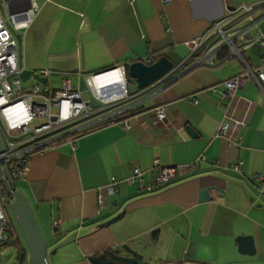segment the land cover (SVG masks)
<instances>
[{
  "label": "crops",
  "instance_id": "obj_1",
  "mask_svg": "<svg viewBox=\"0 0 264 264\" xmlns=\"http://www.w3.org/2000/svg\"><path fill=\"white\" fill-rule=\"evenodd\" d=\"M34 1L37 9L20 38L22 66L48 70L40 83L48 85L46 94L63 77L78 89L83 71L145 62L149 54L173 64L141 89L130 81L127 99L97 106L104 113L117 111V122L101 121L28 155L26 172L16 178L20 186L14 185L26 196L50 264H90L88 256L119 252L124 245L142 264H264V93L251 80L236 88L232 112L247 113L243 124L230 127L227 139L216 132L223 109L210 86L220 88L241 64L235 58L205 60L185 71L194 62L185 42L226 12L229 30L244 26L247 18L234 9L253 0ZM253 15L256 25L250 30L264 29V2ZM205 35L197 54L218 40L211 30ZM243 54L256 64L264 46L247 45ZM159 105L166 115L154 122L153 108ZM238 137L239 144L231 141ZM153 158L176 167L163 185L149 192L135 183H122L113 193L104 188L110 178L128 175L134 163L150 180L156 173ZM235 158L242 161L241 174L226 168ZM254 173L263 176L262 186L251 178ZM239 235L252 237L253 253L238 250ZM19 244L27 264L26 248Z\"/></svg>",
  "mask_w": 264,
  "mask_h": 264
},
{
  "label": "built area",
  "instance_id": "obj_2",
  "mask_svg": "<svg viewBox=\"0 0 264 264\" xmlns=\"http://www.w3.org/2000/svg\"><path fill=\"white\" fill-rule=\"evenodd\" d=\"M263 2L264 0H253L237 5L234 13L244 15L248 21L244 26L234 30H229L228 27L231 15L229 12L211 20L205 30L216 33L218 40L201 53L197 54L204 42L206 31L185 42L189 55L194 57L193 63L196 65L205 60L220 63L229 58H235L241 64L239 72L220 81V88L216 89V86H210L215 92L217 103L223 109L222 120L219 122L216 132L227 139H229L230 127L243 124L247 113V109H244L240 116L235 117L232 112L231 103H233L236 88L240 87L243 82L251 80L264 93V55L260 56L256 64H251L243 54V48L247 45H254L258 48L264 46V29L255 27L254 31L250 30L251 26L256 25L253 15L254 8ZM36 9L37 5L34 0H0V140L2 143L0 151V241L10 238L23 242L16 222L8 212L7 204L10 200L9 181L13 182L14 179L24 175L27 170L28 155L33 151L50 146L55 140L66 134L75 133L99 123L104 118H110L109 122L111 123L117 122L113 116L117 111L104 113L102 109L93 106L88 97L84 98L81 91L73 88L66 77L61 79L60 86L52 94H46L48 90L46 83L42 85L35 83L27 89L21 87L17 73L23 67L22 48L21 41L19 43L14 34L18 32L21 38V33ZM154 59L155 55L149 54L145 63H150ZM111 69L121 71L124 86L117 87V91L122 90V92L115 93L107 99L95 95L92 91L91 78L98 72L84 76L86 86L100 101V105L116 102L123 97L128 98L125 66L123 64L112 65L99 73ZM38 71L43 75L48 72L45 68ZM113 90L116 91V87ZM187 97L191 102H195V98ZM52 107H55V110H52ZM153 112L154 122L163 120L166 115L162 105L155 106ZM35 116H42L45 119L30 126L29 122ZM121 122L125 128L128 126L124 119H121ZM231 141L239 144L240 139L238 137L237 140ZM200 157L201 155L191 161L187 167L194 168ZM152 168L156 169L155 175L150 180H144L142 170L134 163L128 175L120 179L110 178L104 188L107 192L113 193L122 183H135L140 190L149 192L170 180L175 174L176 167L160 164L157 158H153ZM226 168L241 174L242 161L236 158L231 159ZM251 178L257 184L263 185L261 174L254 173ZM101 203V197L97 193L96 206L100 207ZM51 224L53 228L58 226L57 217L52 218ZM165 264L206 263L182 261Z\"/></svg>",
  "mask_w": 264,
  "mask_h": 264
},
{
  "label": "water",
  "instance_id": "obj_3",
  "mask_svg": "<svg viewBox=\"0 0 264 264\" xmlns=\"http://www.w3.org/2000/svg\"><path fill=\"white\" fill-rule=\"evenodd\" d=\"M89 15L90 12H88L87 17H89ZM14 35L16 40L20 43V34L15 32ZM195 65L196 64L194 63L191 64L185 71L194 67ZM125 67L128 77L132 79L133 82H135L137 88L141 89L168 73L173 68V64L166 56L159 55L150 63H145L142 60H132L127 63ZM50 70V74L54 73L52 72L53 68H50ZM72 72L75 73V70H72ZM184 72L174 76L171 80H169L168 83L176 79ZM87 73L88 71L81 72L78 78L77 88L79 91L86 93L89 102L93 106H99L100 101L93 96L92 92L85 84L83 74ZM17 76L19 77L20 81H25L31 77L37 83L45 82L47 79V75L41 74L36 68L22 67L18 71ZM1 150L2 143L0 140V151ZM9 190V207L21 234L22 240L26 246L27 264H50L45 251L43 236L37 225L25 194L21 191V189L16 188L11 181H9ZM112 220L113 219L111 218L104 224L109 223ZM236 241L239 251L253 253L254 244L250 235H239L236 237ZM87 259L90 264H142V260L137 259L135 252L125 245L123 246L122 251H111L108 253V255L99 254L97 256H88Z\"/></svg>",
  "mask_w": 264,
  "mask_h": 264
},
{
  "label": "rangeland",
  "instance_id": "obj_4",
  "mask_svg": "<svg viewBox=\"0 0 264 264\" xmlns=\"http://www.w3.org/2000/svg\"><path fill=\"white\" fill-rule=\"evenodd\" d=\"M32 81H33L32 78H28L25 81H20V85H21L22 88L27 89L30 86H32V85H30V83ZM130 81H132V79H127L126 80V88H127V90L129 89ZM82 96H84V95H82ZM124 99L125 98L123 97V99H120V100H124ZM111 103H113V102H110L108 104H111ZM51 109L55 110V107H52ZM44 119L45 118L42 117V116H35L29 122V125L32 126V125L38 124V123L42 122ZM13 182H14V184L16 186H18V185L20 186V183L18 182L17 179H14ZM7 209H8V212L12 215L10 207H9V204H7ZM12 217H13V215H12ZM19 243H22L25 246L24 241L23 242L19 241ZM19 243H18V240L17 241H15V240H5V241L3 240V241H0V264H22V263H19L20 256H21V247H22ZM25 248H26V246H25ZM49 256L51 258V255H49ZM50 258L48 257V260H49L50 263H52V261H50Z\"/></svg>",
  "mask_w": 264,
  "mask_h": 264
},
{
  "label": "bare ground",
  "instance_id": "obj_5",
  "mask_svg": "<svg viewBox=\"0 0 264 264\" xmlns=\"http://www.w3.org/2000/svg\"><path fill=\"white\" fill-rule=\"evenodd\" d=\"M90 83L93 93L103 99L122 92V90L117 91V87L124 86L122 73L117 69L98 72L91 78ZM114 87H116V91L113 90Z\"/></svg>",
  "mask_w": 264,
  "mask_h": 264
},
{
  "label": "trees",
  "instance_id": "obj_6",
  "mask_svg": "<svg viewBox=\"0 0 264 264\" xmlns=\"http://www.w3.org/2000/svg\"><path fill=\"white\" fill-rule=\"evenodd\" d=\"M157 56H159V55H155V58H157ZM126 66V65H125ZM127 79H130L129 77H128V75L126 74V67H125V81L127 80ZM126 112V110L125 109H123L122 111H119L117 114H123V113H125ZM108 120H110V118H104L103 120H101V121H108ZM13 184H14V182H13ZM5 240H11L10 238H7V239H4V241ZM3 241V240H2ZM24 256H25V253H24V250L22 249V247H21V256H20V261H19V263H23L24 262Z\"/></svg>",
  "mask_w": 264,
  "mask_h": 264
}]
</instances>
